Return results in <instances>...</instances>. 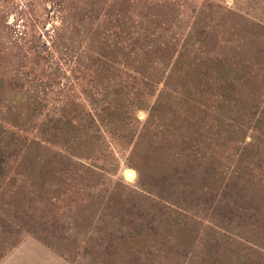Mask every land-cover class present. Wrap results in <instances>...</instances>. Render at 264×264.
Instances as JSON below:
<instances>
[{"label":"rangeland","instance_id":"1","mask_svg":"<svg viewBox=\"0 0 264 264\" xmlns=\"http://www.w3.org/2000/svg\"><path fill=\"white\" fill-rule=\"evenodd\" d=\"M0 264H264V0H0Z\"/></svg>","mask_w":264,"mask_h":264},{"label":"bare ground","instance_id":"2","mask_svg":"<svg viewBox=\"0 0 264 264\" xmlns=\"http://www.w3.org/2000/svg\"><path fill=\"white\" fill-rule=\"evenodd\" d=\"M125 176L128 180H132L135 177V173L131 170H127L125 172Z\"/></svg>","mask_w":264,"mask_h":264}]
</instances>
